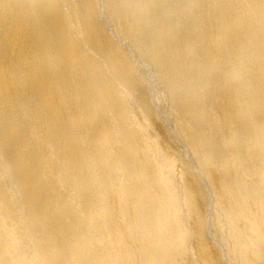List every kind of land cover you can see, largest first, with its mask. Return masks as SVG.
Masks as SVG:
<instances>
[{
	"label": "bare ground",
	"instance_id": "1",
	"mask_svg": "<svg viewBox=\"0 0 264 264\" xmlns=\"http://www.w3.org/2000/svg\"><path fill=\"white\" fill-rule=\"evenodd\" d=\"M0 264H264V0H0Z\"/></svg>",
	"mask_w": 264,
	"mask_h": 264
},
{
	"label": "rangeland",
	"instance_id": "2",
	"mask_svg": "<svg viewBox=\"0 0 264 264\" xmlns=\"http://www.w3.org/2000/svg\"><path fill=\"white\" fill-rule=\"evenodd\" d=\"M165 105V104H164ZM162 106V105H161ZM166 106V105H165ZM161 132V131H160ZM160 134H163L162 132ZM164 135V134H163Z\"/></svg>",
	"mask_w": 264,
	"mask_h": 264
}]
</instances>
